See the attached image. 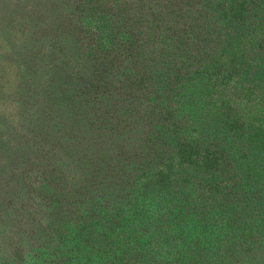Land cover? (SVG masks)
<instances>
[{"label": "trees", "instance_id": "1", "mask_svg": "<svg viewBox=\"0 0 264 264\" xmlns=\"http://www.w3.org/2000/svg\"><path fill=\"white\" fill-rule=\"evenodd\" d=\"M0 9V264H264V0Z\"/></svg>", "mask_w": 264, "mask_h": 264}, {"label": "rangeland", "instance_id": "2", "mask_svg": "<svg viewBox=\"0 0 264 264\" xmlns=\"http://www.w3.org/2000/svg\"><path fill=\"white\" fill-rule=\"evenodd\" d=\"M6 14V12H2L0 9V57L9 54L8 49L11 47L10 44L14 43V47L21 45L20 36L17 33L11 31L10 27L7 25V22L3 21L2 19V17ZM14 76L15 75L12 73H9L7 77L10 79L3 78L2 81H5L2 85L4 89L10 90L14 87L16 83V78H14ZM1 112H4L7 115L14 114V110L8 103L6 105L3 104Z\"/></svg>", "mask_w": 264, "mask_h": 264}]
</instances>
